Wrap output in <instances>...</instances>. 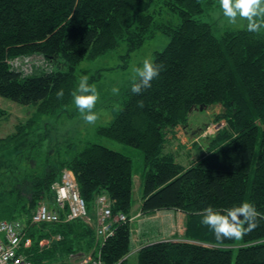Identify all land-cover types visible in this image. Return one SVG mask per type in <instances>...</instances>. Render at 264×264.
<instances>
[{"label":"trees","instance_id":"1","mask_svg":"<svg viewBox=\"0 0 264 264\" xmlns=\"http://www.w3.org/2000/svg\"><path fill=\"white\" fill-rule=\"evenodd\" d=\"M218 2L0 0V95L35 109L12 133L0 136V220L25 222L32 240L25 253L33 264H55L77 254L127 264L139 174L133 156L93 140L52 138L42 123L75 106L72 93L82 61L121 46L129 57L158 33L170 37L154 56L153 62L163 65L159 77L141 95L128 86L115 118L96 128L98 138L142 153V214H185L183 238L147 243L137 252V264H264V220L242 239L225 240L222 246L201 224L208 206L223 210L247 201L264 213V29L252 33L199 18ZM165 13L171 18L165 19ZM175 15L178 23L172 20ZM32 54L43 55L53 68L30 75L14 68L13 59ZM58 89L64 91L62 99L56 97ZM213 105L222 109L216 121L226 123L206 138L207 150L186 164L180 151L185 147L175 143L176 129L187 127L194 108ZM9 114L0 107V119ZM23 137L25 146L14 149ZM64 169L74 171L90 213L96 197L106 193L113 212L129 217L114 223L106 241L80 218L32 223L39 202L53 201V185ZM45 239L49 243L43 245Z\"/></svg>","mask_w":264,"mask_h":264},{"label":"rangeland","instance_id":"2","mask_svg":"<svg viewBox=\"0 0 264 264\" xmlns=\"http://www.w3.org/2000/svg\"><path fill=\"white\" fill-rule=\"evenodd\" d=\"M219 3V2H218ZM165 19H170L169 14H164ZM203 21H209L219 25L220 27H228L233 29H239L246 27V21L237 19L235 24L228 21L223 15L220 5L199 16ZM172 20L175 23L179 22L177 15L172 16ZM170 41V37L166 34L158 33L152 39H149L144 45L131 53L129 57H126V47H119L115 50H111L93 60H84L77 67V71L80 76H87L89 79L91 76H95L93 84L98 92V99L96 101L93 111L97 116V120L94 124H89L83 119V115L80 111L72 106L57 116H47L43 121L46 122L49 127L50 136L52 138L71 137L74 140H93L104 145H107L113 149L120 150L123 153L133 156L135 168L138 175L135 176V182L133 187V209L132 218L135 214L142 216L139 206L142 201V180L140 177L143 171V156L140 150L131 146L125 145L118 141L110 140L107 138H98L96 135V128L100 125L109 124L116 116L118 110L121 107L122 92L132 84L133 69L135 67L142 66L145 59L154 60L155 53L163 50ZM14 68L23 71L26 75L33 73L39 74L41 71L53 68V64L47 60L43 55L32 54L24 55L12 60ZM49 71V70H48ZM86 71V72H82ZM119 88V93L114 94L112 88ZM0 107L10 112L9 118L0 119V136L5 137L15 130V125L20 122H25L29 119L35 109L32 106L19 104L9 98L0 95ZM222 111L220 105L196 107L190 113L189 123L186 128L178 126L176 135L177 140L175 143L180 146L183 145L184 149H180L181 153H184L182 159L184 163L188 164L192 159H196L197 156L207 150L206 138L210 135H214L218 129L225 125V121H216V115ZM45 125V127H47ZM44 130V128H43ZM38 131V130H37ZM40 131V130H39ZM25 139L18 138L13 144L14 149H20L25 146ZM13 149V150H14ZM187 151L189 154H187ZM189 155V156H188ZM1 161V159H0ZM62 177V176H61ZM99 196V195H98ZM92 206L91 213L89 215L98 214L97 198ZM139 210V211H138ZM142 214V215H141ZM155 214V213H154ZM153 215V214H152ZM183 217L178 215L176 217V224L180 223ZM94 219V218H93ZM185 222V220H184ZM91 225L94 227L96 221L93 220ZM133 225V223H131ZM185 228V227H184ZM49 240H43L42 244L46 245ZM85 255L77 254L70 256L66 260H62L55 264H74L81 261ZM127 264H137V254L131 255Z\"/></svg>","mask_w":264,"mask_h":264},{"label":"clouds","instance_id":"3","mask_svg":"<svg viewBox=\"0 0 264 264\" xmlns=\"http://www.w3.org/2000/svg\"><path fill=\"white\" fill-rule=\"evenodd\" d=\"M219 5L229 22L235 24L238 18L246 21L247 30L252 33L264 29V0H219ZM162 69L163 65L145 59L142 66L133 69L131 92L141 95L152 86V81L159 77ZM88 79L87 76L80 78L72 96L83 119L89 124H94L97 116L93 109L98 92L95 85H89ZM112 92L118 94L119 88H112ZM63 96V89H58L57 99H62ZM137 106L143 108V101H137ZM201 216V224L212 231L217 246H222L225 240L242 239L259 226L260 220H264V213L257 211L256 206L247 201L223 210L208 206L202 210Z\"/></svg>","mask_w":264,"mask_h":264},{"label":"built area","instance_id":"4","mask_svg":"<svg viewBox=\"0 0 264 264\" xmlns=\"http://www.w3.org/2000/svg\"><path fill=\"white\" fill-rule=\"evenodd\" d=\"M53 201L42 200L32 216L33 224L70 221L77 218L91 222L85 199L80 192L76 175L71 169H64L61 180L53 185ZM96 234L101 241L113 234V225L126 222V214L113 212V200L106 193L97 198ZM32 243L27 237L25 222L18 220H0V264H33L25 253ZM74 264H104L101 257L85 256Z\"/></svg>","mask_w":264,"mask_h":264},{"label":"crops","instance_id":"5","mask_svg":"<svg viewBox=\"0 0 264 264\" xmlns=\"http://www.w3.org/2000/svg\"><path fill=\"white\" fill-rule=\"evenodd\" d=\"M141 204L138 209H141ZM139 211V210H138ZM138 214V213H137ZM134 215L131 223L132 229V251L128 256L137 254L138 250L146 245L159 240L170 238H183L185 233V214L176 210L158 211L153 215ZM181 215L183 218L180 223L176 224V217ZM92 221L95 220L97 226V214L93 215ZM94 218V219H93Z\"/></svg>","mask_w":264,"mask_h":264},{"label":"water","instance_id":"6","mask_svg":"<svg viewBox=\"0 0 264 264\" xmlns=\"http://www.w3.org/2000/svg\"><path fill=\"white\" fill-rule=\"evenodd\" d=\"M201 108H203V106H201Z\"/></svg>","mask_w":264,"mask_h":264},{"label":"bare ground","instance_id":"7","mask_svg":"<svg viewBox=\"0 0 264 264\" xmlns=\"http://www.w3.org/2000/svg\"><path fill=\"white\" fill-rule=\"evenodd\" d=\"M129 218V217H128Z\"/></svg>","mask_w":264,"mask_h":264}]
</instances>
